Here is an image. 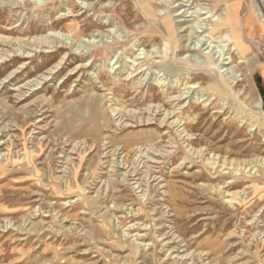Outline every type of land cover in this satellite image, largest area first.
<instances>
[{"label":"rangeland","instance_id":"1","mask_svg":"<svg viewBox=\"0 0 264 264\" xmlns=\"http://www.w3.org/2000/svg\"><path fill=\"white\" fill-rule=\"evenodd\" d=\"M184 1L165 13L203 36L171 60L137 0H0V264H264V27L226 93L216 0Z\"/></svg>","mask_w":264,"mask_h":264},{"label":"bare ground","instance_id":"2","mask_svg":"<svg viewBox=\"0 0 264 264\" xmlns=\"http://www.w3.org/2000/svg\"><path fill=\"white\" fill-rule=\"evenodd\" d=\"M137 1H138L137 6L142 10L141 12L147 17V19H149L152 22L154 21V24L157 25L158 27H159V24L162 27L163 36H164V43H163L164 47H163V49L161 47H159V48L165 54V58L168 57L172 60V53L174 54V56H175V54H177V50H178V48H180V45L182 43V39L179 37V34L177 35V30L182 25L188 24V27L186 29V31H187L186 40L187 41L190 42L193 39V36L195 34H199L198 36H201V32L200 31L197 32V30L201 29L204 19L199 20V19L194 18L193 23H189V21L178 22L175 20L176 16L170 17L169 15L166 14L167 12L173 10L170 8V5H171L170 2L171 1L176 2L178 0H171V1H169V0H160V1L155 0L154 2L151 0H137ZM179 1H182L183 3L186 2L184 0H179ZM26 3L27 2H25V5H26ZM244 4H245L244 14L240 13V11L242 10L241 9L242 7L239 6V0H216V3L212 4V9L208 10V12H203L204 14H206V13L212 14V16H210V17H213V15L219 16V19H220L218 22L216 21L215 23H213V22L209 23V26L213 25V29H209L207 26L206 30H207L208 36L210 37L211 34H212V36H214L215 34H220V39L222 41H224L225 37H228V40L226 41V43H231V44H229V46L232 45V47L231 46L228 47L226 51H225V49L227 47L226 45H224V47H221V49H220V51L222 52L223 55L224 54L225 55L230 54L229 57L227 58V60H230L229 62L222 63L223 60L221 61V64H222L221 68L226 67V70H228V71L222 72L219 70L217 73L214 71V73H216V76H213V78H211V82H210L214 85L213 87H215L216 85L222 84L226 93H228L229 91L231 92V89H234V87H236L238 85V83L244 79L243 76L245 75L242 72L243 70H241L239 68L240 65L238 66V64L235 63L234 58H233L234 52H232V51L236 50V51H238V53H242L243 52V45L246 42H249L251 45H255L258 47L259 42L250 40L249 37L248 38L246 37L247 26H248V24H252L253 21L257 20V23L260 24V27L261 28L264 27V24L262 23V18H264V0H259L258 4L256 3L255 0L252 2V4H250V2L247 0V1H245ZM223 5H225L226 7L224 8V10H222L219 13V8L221 9V7ZM182 7H183V5H180L179 8H182ZM205 9L206 8L202 7L198 1L197 10L203 11ZM176 10L177 9H174L173 11H176ZM99 11H102V10L99 9ZM163 13H165V14L160 15ZM186 13L187 12H182V14H186ZM118 24L119 23H116V25H118ZM60 36L63 37L62 34ZM248 36H250V35H248ZM85 37H87V36H85ZM88 37H90V36H88ZM109 37H111V33H109V36H106V35L104 37L102 36L100 41L102 43H104L103 42L104 38L108 39ZM66 38H68L71 41L69 44H72V46H71L72 49L74 48L75 50H79L80 48H84L87 45V42L82 40V38L74 39V38L68 37V36H66ZM34 42H36V44L37 43L38 44L37 45L34 44L33 46H36L37 50H39V48H40V51H42L41 48L43 47L42 46L43 44L47 45V47L45 49L48 48L49 50H53L56 47V45H58L59 43H62L63 41L60 38L51 37L48 35H42L37 40H34ZM200 42H201V38L198 37L196 45H198V43H200ZM155 47H157V46L155 45ZM194 48H195V46H194ZM33 51H35V50H33ZM221 52H219L220 55H221ZM19 53L23 54L26 57L31 56V52L27 51L25 49H23V50L21 49ZM8 56H10V54H8ZM207 56H209L210 59L205 60V58H204L203 63L205 66L210 67V66H215L218 64V62L216 60H213V57L211 54H208ZM224 59H226V58H224ZM240 59L242 60V61H240V63H242L245 59V56L242 55L240 57ZM59 64H60V62H59ZM59 64L57 66H55L54 68H51V72H54L55 68L59 67ZM162 64H163L164 69L170 73L175 72L176 70H179V69L174 67V65L172 64V61L169 62V60L164 59ZM239 77L241 79H238ZM43 79H48V75H44ZM40 83H41V80L37 84L31 85L30 90H32L34 88V86H36V85L38 86ZM14 89H19V88H17V86H16V88H14ZM240 93H242V95H245L244 89L239 88L238 94H240ZM255 101H256L257 106H262V100L260 98L255 99ZM113 111H115V108H113ZM2 143H4V142H2ZM214 162H217V161H214ZM225 162H226V160H224V163ZM228 163L233 165V166H236V167L240 164L239 162H235V161H231ZM255 166L256 165H254L253 167H255ZM135 183H136L135 186L138 189H140V192H142L144 190V189H142V183L141 182H135ZM142 195L144 196V194H142ZM165 234H167V233H165ZM168 238H171L172 241L174 240L177 243V245L181 241L178 239L179 236H177L174 232H172ZM145 245H148V244H145ZM173 248L174 247H171L170 249L172 250Z\"/></svg>","mask_w":264,"mask_h":264}]
</instances>
